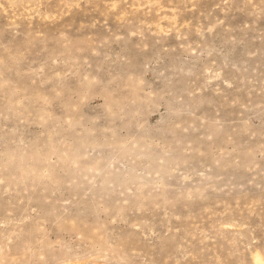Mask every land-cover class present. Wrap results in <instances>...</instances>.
<instances>
[{
  "label": "rangeland",
  "instance_id": "obj_1",
  "mask_svg": "<svg viewBox=\"0 0 264 264\" xmlns=\"http://www.w3.org/2000/svg\"><path fill=\"white\" fill-rule=\"evenodd\" d=\"M0 264H264V0H0Z\"/></svg>",
  "mask_w": 264,
  "mask_h": 264
}]
</instances>
